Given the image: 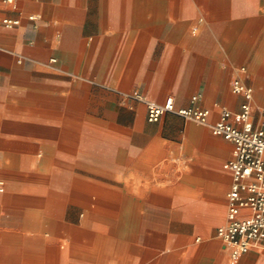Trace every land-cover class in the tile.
Instances as JSON below:
<instances>
[{
	"label": "crops",
	"instance_id": "crops-1",
	"mask_svg": "<svg viewBox=\"0 0 264 264\" xmlns=\"http://www.w3.org/2000/svg\"><path fill=\"white\" fill-rule=\"evenodd\" d=\"M0 15L18 20L0 24V264H264L187 228L228 209L233 143L212 124L240 109L233 80L264 105V0H0ZM135 91L197 95L209 122L150 121Z\"/></svg>",
	"mask_w": 264,
	"mask_h": 264
},
{
	"label": "built area",
	"instance_id": "built-area-1",
	"mask_svg": "<svg viewBox=\"0 0 264 264\" xmlns=\"http://www.w3.org/2000/svg\"><path fill=\"white\" fill-rule=\"evenodd\" d=\"M17 23L18 20L0 15V24L13 26ZM232 90L244 97L240 109L235 111L222 105L212 130L233 143L232 156L223 163V168L232 176L228 209L216 235L230 256L237 258L253 248L264 247V106L254 105V89L240 77L233 80ZM134 95L146 100L150 121H158L163 114L175 112L186 119L209 122L211 112L195 103L197 95L192 98L193 104L185 107H177L172 95L163 102L146 99L138 91Z\"/></svg>",
	"mask_w": 264,
	"mask_h": 264
},
{
	"label": "rangeland",
	"instance_id": "rangeland-1",
	"mask_svg": "<svg viewBox=\"0 0 264 264\" xmlns=\"http://www.w3.org/2000/svg\"><path fill=\"white\" fill-rule=\"evenodd\" d=\"M255 81H256V75L251 74L249 79H248V82L254 85V84H256ZM256 88L258 90L256 91L255 100L257 103L264 104V84H260V85L256 84ZM261 106H264V105H261ZM226 212H227V202L225 201V203L223 204V210L218 215V221L205 232H202V231L196 232L193 225L192 226L187 225L188 226L187 228L192 229L194 231L193 235L191 237L192 241L194 242L195 239L197 237H200V236L202 237V240H208L211 237H213L215 232H216L217 226L225 221ZM75 221H76V223L78 222V220H75ZM138 221H140V220H138ZM129 223L130 224L128 226L129 227L128 229L130 231L132 240H133L134 244L137 245L136 247H138L141 251V250H143V245H141L143 243L142 228L139 225H134L132 223V221H130ZM253 249L258 251L259 254H262L264 256V249H260V248H253ZM179 253L184 255V254L188 253V251H185V250L181 251V252L179 251ZM227 258H229L228 255H227ZM136 259H137V257H136Z\"/></svg>",
	"mask_w": 264,
	"mask_h": 264
}]
</instances>
